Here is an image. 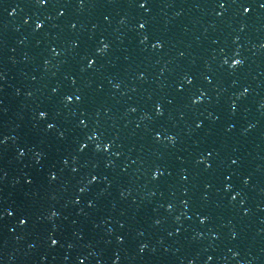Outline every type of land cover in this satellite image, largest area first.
<instances>
[{"label": "water", "instance_id": "1", "mask_svg": "<svg viewBox=\"0 0 264 264\" xmlns=\"http://www.w3.org/2000/svg\"><path fill=\"white\" fill-rule=\"evenodd\" d=\"M0 264H264V0H0Z\"/></svg>", "mask_w": 264, "mask_h": 264}]
</instances>
